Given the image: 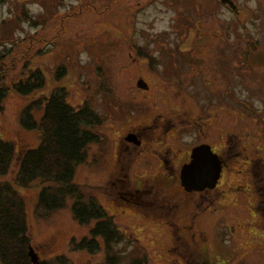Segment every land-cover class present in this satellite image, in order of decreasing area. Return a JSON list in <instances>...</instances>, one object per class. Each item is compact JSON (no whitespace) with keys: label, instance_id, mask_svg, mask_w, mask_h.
I'll return each mask as SVG.
<instances>
[{"label":"rangeland","instance_id":"rangeland-1","mask_svg":"<svg viewBox=\"0 0 264 264\" xmlns=\"http://www.w3.org/2000/svg\"><path fill=\"white\" fill-rule=\"evenodd\" d=\"M254 2L253 8V0H0L8 82L22 78L29 62L45 75L47 95L65 87L68 102L91 103L102 120L75 182L98 199L122 234L109 248L72 251L71 243L91 238L97 222L80 224L72 198L41 218L39 189H18L39 261L65 255L72 264H264L244 186L260 188L264 177V122L238 115L242 109L230 98L264 113V69L246 62L252 41L264 52V0ZM190 33L194 41L210 38L205 55L185 61L163 55V48L177 50ZM221 51L224 61L216 60ZM204 97L213 105L207 110H221L217 116L201 111ZM30 100L10 92L0 113V136L26 149L40 144L37 131L21 127ZM215 118L212 139L211 129L199 123ZM134 132L141 146L131 143L126 151ZM226 133L243 141L235 137L228 151L221 140ZM256 135L259 145L248 141ZM198 139L213 141L232 160L218 189L189 193L180 185L179 167ZM15 172L16 164L2 180ZM238 183L246 192L237 190ZM116 254L119 260L111 263Z\"/></svg>","mask_w":264,"mask_h":264},{"label":"trees","instance_id":"trees-1","mask_svg":"<svg viewBox=\"0 0 264 264\" xmlns=\"http://www.w3.org/2000/svg\"><path fill=\"white\" fill-rule=\"evenodd\" d=\"M9 54L6 44L0 43V113L10 92L30 98L21 114V127L37 131L40 144L26 149L0 136V264H36L30 255L33 246L26 204L18 189H39L36 211L41 218L43 213L63 209L67 199L72 198L74 216L80 224L97 222L90 232L91 238L71 243L72 251L92 252L93 246L94 251L109 248L113 242L122 240V234L98 199L87 196L84 187L75 182L76 168L87 159L89 146L98 140L94 130L103 124L102 120L91 103L85 101L77 107L68 102L65 87L59 86L47 95L45 75L40 68H30L29 62L22 78L8 82L3 63ZM55 77L60 80L59 75ZM37 111H41L39 117ZM15 164L13 178L2 180ZM112 260H119V255L112 257L111 263ZM37 264L72 262L65 255H57Z\"/></svg>","mask_w":264,"mask_h":264},{"label":"flooded vegetation","instance_id":"flooded-vegetation-1","mask_svg":"<svg viewBox=\"0 0 264 264\" xmlns=\"http://www.w3.org/2000/svg\"><path fill=\"white\" fill-rule=\"evenodd\" d=\"M232 1V3H236L237 0H230ZM253 12H255L253 10ZM256 14V13H254ZM196 38V35L195 37ZM189 39H191V33L185 37V41L184 43H181L178 47L177 50H174V51H171L170 49H168V47L166 48H163L162 49V53L165 57L167 58H178L179 60H187L188 57L192 56V55H195L197 54L198 55V52L202 53L203 55H205V47H208L209 44H210V38H203V40H196L194 41L193 39L188 41ZM194 41V42H192ZM189 43V44H188ZM252 45H255V47L257 48V51H261L260 47L258 46V44L256 42H251L249 44L250 48H251V53L247 55V59H246V62L248 63V65L252 68V69H264V66H252L248 60V57L249 55H251L253 52V46ZM184 49V50H183ZM222 53H220L219 56L216 57V60L218 61H224L225 59V52L224 51H221ZM222 59H221V58ZM188 64H192L191 61L188 62ZM162 68V66H161ZM225 72L227 73L228 71L225 70ZM172 74H174V72H167V76H173ZM177 86L180 87L182 84L181 82L178 80L177 82ZM260 86H264V79L263 80H260ZM145 85V84H144ZM255 89H259V87H256V88H252V90H255ZM185 91L181 90V92L179 93H183ZM256 93L258 91H255ZM190 93V92H189ZM243 94V91L241 92ZM190 95H193V93H190ZM192 97V96H191ZM193 98V97H192ZM205 98V100H204ZM203 98V101H204V107L201 108V111H207V113H209L210 115H213V116H217L216 113H220V111L218 110H212L213 108H211V110H207V107L208 109L210 108V106H213L211 105L210 101L208 99H206V97ZM230 98H233L234 99V102L237 104L238 106V109L241 108L242 110H238V115H241V116H244V119H247L248 117H251L252 119H256L257 122H264V113L262 112L263 110V107L260 108V110L256 107H254L253 105H251L250 103L247 102V104L245 105H241V104H238L236 101H238V99L235 97V96H232ZM242 99V98H241ZM244 100V99H243ZM245 101V100H244ZM224 114V113H223ZM212 116V117H213ZM226 116V114H225ZM241 119V117H237V118H232L231 119V122H235V121H239ZM230 120V119H229ZM201 125L202 128H205L206 126H208L211 131H212V135L210 137H212L213 139V136L215 135V128H216V118L214 121L210 122L208 125L204 122H200L199 123ZM259 125V124H258ZM256 125V126H258ZM255 126V127H256ZM264 128V126H263ZM191 129V131H193L195 129V126H191L189 128V130ZM239 131H242V129H239L238 130V133ZM220 132V131H219ZM221 133V132H220ZM134 134L136 135H129L128 137V141H127V146H126V151H128L130 149L129 147V144H134L133 146H138L140 147L141 146V140L139 139V136L134 132ZM235 137H240L241 140L243 141V138L239 135V134H234V133H226V136L222 134V138L221 140L225 142L226 144V148H228V151H230V148L231 146L235 143V141L233 140ZM252 139L248 140V141H251L252 140V144L254 145H259V136L256 135V137H251ZM199 142L198 144L194 145L193 147L190 148V150L186 153V161L185 162H182V164L180 165L179 167V178H180V185L182 188H184L182 186V181H181V170L182 168L189 164L191 161H192V155H193V150L197 147H207L208 150L213 154L215 155L216 157H218V160H219V163H220V177L218 179V182L216 184V186L213 188V189H207V190H214V189H218L219 188V183H221L225 177V171H226V168L227 166L229 165V161L232 160L231 157L227 156L226 159L224 157H222L218 151L216 150V148L213 146V141L209 143V141H206V140H200L198 139ZM244 143V142H242ZM214 148V149H213ZM262 153H264V151H262ZM231 159V160H229ZM262 160V161H261ZM261 161V166H264V158L262 157V159H260ZM227 162V163H226ZM260 166V167H261ZM175 170V168H174ZM167 171V170H166ZM262 182L260 183L261 186L260 188L257 187L255 190L253 189L252 185L250 184V182H245L244 183V186H247V188L249 189V191L247 190V201L246 203L248 204V206L250 205L252 207V209L250 208V210H252V212H254V220H255V224L257 226V228L255 229V231H257V236L259 237V240L260 242L257 244V253H258V256L260 257V259L264 262V177L262 176ZM240 184V185H239ZM250 185V186H249ZM238 188H235L237 190H239L240 192L242 191V193L246 192V191H243L242 188L243 186H241V183H238ZM185 190V188H184ZM186 191V190H185ZM187 192V191H186ZM193 192H198V191H193ZM191 193V192H189ZM255 208L256 211H253V209ZM252 224V223H250ZM254 231V232H255Z\"/></svg>","mask_w":264,"mask_h":264},{"label":"water","instance_id":"water-1","mask_svg":"<svg viewBox=\"0 0 264 264\" xmlns=\"http://www.w3.org/2000/svg\"><path fill=\"white\" fill-rule=\"evenodd\" d=\"M223 3L230 0H221ZM192 39V37H191ZM253 52L249 55L248 60L252 66H264V52L257 51L255 45ZM184 50V49H183ZM142 85V82L139 83ZM220 177V163L218 157L213 155L206 147H197L193 150L192 161L185 165L181 170L182 186L187 192L203 191L213 189ZM32 261L36 264L39 259L35 255L33 248L30 252Z\"/></svg>","mask_w":264,"mask_h":264},{"label":"clouds","instance_id":"clouds-1","mask_svg":"<svg viewBox=\"0 0 264 264\" xmlns=\"http://www.w3.org/2000/svg\"><path fill=\"white\" fill-rule=\"evenodd\" d=\"M250 6L253 7V8L256 6L254 0H253V3Z\"/></svg>","mask_w":264,"mask_h":264}]
</instances>
